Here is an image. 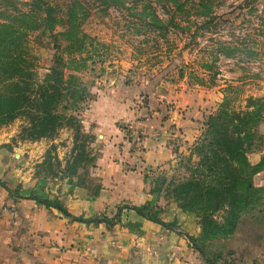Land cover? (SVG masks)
Wrapping results in <instances>:
<instances>
[{
    "label": "rangeland",
    "instance_id": "obj_1",
    "mask_svg": "<svg viewBox=\"0 0 264 264\" xmlns=\"http://www.w3.org/2000/svg\"><path fill=\"white\" fill-rule=\"evenodd\" d=\"M81 1L90 10L81 31L95 42L86 52L92 58L74 72L87 89L86 99L76 110L78 121L71 126L65 120L54 135L33 139L24 129L29 126L28 117L21 114L0 127V134L11 135L3 147L18 148L16 159H27L28 150L31 154L42 153L34 165L38 177L84 183L93 179L91 170L102 145L141 152L151 134L147 128L165 123L162 129L151 130L163 137L168 158L140 170L146 175V191L152 198L163 197L178 205L170 181L191 173L182 165L202 134L206 117L225 102L236 109H244L249 97L262 98L264 103V0H180L186 3L180 11L173 0H164L168 13L163 3L153 0L160 17L169 19L173 15L177 19L178 26H170L166 37L146 32L138 25L140 21L133 15L142 6L141 2L137 5L138 0L110 7L99 0ZM51 2L59 19L64 18L70 0ZM36 5L34 0H0V22L22 12L39 19L41 10ZM61 31V23L52 30L40 24L25 36L39 81L46 79L59 55L69 59L70 44L59 34ZM99 100L111 107L104 118L110 124L97 128L100 117L95 107ZM104 130L112 134L107 141L103 139ZM259 131L249 152L251 163L263 155L264 120ZM242 170L253 179V169L243 166ZM156 183L162 189L160 193L155 192ZM151 209L147 212L151 213ZM227 243L235 247L237 256L242 254L241 258L235 256L238 261L253 264L257 260L264 264V232H244ZM245 251L249 254L245 255Z\"/></svg>",
    "mask_w": 264,
    "mask_h": 264
},
{
    "label": "trees",
    "instance_id": "obj_2",
    "mask_svg": "<svg viewBox=\"0 0 264 264\" xmlns=\"http://www.w3.org/2000/svg\"><path fill=\"white\" fill-rule=\"evenodd\" d=\"M99 1L106 7L126 5V0ZM140 2L142 6L133 11V15L146 32L166 37L170 26H178L175 16L169 19L160 17L153 0H138L137 5ZM155 2L163 3L164 10L169 12L164 0ZM173 2L177 3L179 11L186 4L180 0ZM34 3L41 10L39 19L22 12L11 18L13 21L0 22V127L25 114L29 126L24 129L33 139H39L54 135L65 120L71 126L78 121L76 110L86 99L87 89L74 72L83 69L92 58L86 56V52L95 39L81 31L82 22L90 14L81 0H70L65 17L61 19L51 0H34ZM203 14L208 12L203 11ZM60 23L64 31L59 34L69 42L70 56L64 60L63 55H59L42 82L37 79L24 39L28 30L37 29L40 24L52 30ZM263 111L262 98L249 97L244 109L221 103L206 117L204 130L182 165L191 173L170 181L173 198L179 207L199 218L201 232L190 239L207 264H247L237 260L227 241L244 232H264V191L242 170L243 166L250 167L253 175L264 169V151L258 163L252 164L249 160V152L264 120ZM194 156L196 160H193ZM161 191L156 183L155 192ZM33 198L70 215L58 201ZM122 208L135 209L140 215L162 222L158 205L151 209V213L147 212L149 206L146 204L123 205ZM247 215L251 216L250 220L245 219Z\"/></svg>",
    "mask_w": 264,
    "mask_h": 264
},
{
    "label": "crops",
    "instance_id": "obj_3",
    "mask_svg": "<svg viewBox=\"0 0 264 264\" xmlns=\"http://www.w3.org/2000/svg\"><path fill=\"white\" fill-rule=\"evenodd\" d=\"M96 104L100 118L95 126L109 125L104 118L111 107L100 100ZM164 124L147 128L151 134L141 152L102 145L91 170L93 179L84 183L36 176L34 165L43 154L28 150L27 159H16L18 148L3 147L11 135L1 133L0 264H206L190 239L201 232L199 218L146 191V175L140 169L168 158L163 137L153 133ZM102 132L105 141L112 136ZM253 183L264 187V169L253 174ZM33 197L55 199L70 215ZM145 204L149 209L158 204L162 222L122 208ZM241 245L245 247V242Z\"/></svg>",
    "mask_w": 264,
    "mask_h": 264
}]
</instances>
